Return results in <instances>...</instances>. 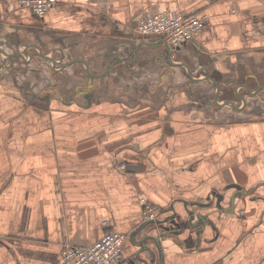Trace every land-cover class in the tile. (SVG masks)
<instances>
[{
  "label": "crops",
  "instance_id": "crops-1",
  "mask_svg": "<svg viewBox=\"0 0 264 264\" xmlns=\"http://www.w3.org/2000/svg\"><path fill=\"white\" fill-rule=\"evenodd\" d=\"M154 10L207 20L171 48L135 30ZM106 219L118 264L160 231L135 264H264V0H0V264H55Z\"/></svg>",
  "mask_w": 264,
  "mask_h": 264
},
{
  "label": "built area",
  "instance_id": "built-area-1",
  "mask_svg": "<svg viewBox=\"0 0 264 264\" xmlns=\"http://www.w3.org/2000/svg\"><path fill=\"white\" fill-rule=\"evenodd\" d=\"M19 7L28 9L42 19L56 0H16ZM205 15H186L177 10H154L141 17L136 32L144 38H159L172 48L190 42L205 27ZM143 217L146 221L157 219L161 209L140 198ZM103 228L99 240L87 246L66 245L55 264H118L121 261L127 235L101 222Z\"/></svg>",
  "mask_w": 264,
  "mask_h": 264
},
{
  "label": "water",
  "instance_id": "water-1",
  "mask_svg": "<svg viewBox=\"0 0 264 264\" xmlns=\"http://www.w3.org/2000/svg\"><path fill=\"white\" fill-rule=\"evenodd\" d=\"M169 51L170 50H165V53H166V55H168L169 54ZM234 197L235 196H232L231 197V199H230V202L234 199ZM193 205H197V206H199V207H202V206H205V205H203V204H201V203H195V204H193ZM185 212H186V214H187V216L191 213L190 211H188V209H186L185 208ZM192 215V214H191ZM191 215H189V221H190V218L192 219L193 218V216H191ZM191 216V217H190ZM171 218H173V217H171ZM196 218H198V220H201V218L203 219V218H205V217H202V215L201 216H196ZM165 222V221H164ZM163 220L161 219V220H159V219H156V220H148V221H145L140 227H139V229L137 230V232H139L140 233V231H142V229L143 230H146V227H152L151 228V230L152 231H155L154 229H156L158 226L160 227L163 223ZM167 222V221H166ZM150 230V231H151ZM168 233H163V231H160V233L158 234H156V235H152L151 233H149V234H145V235H143L142 237V240H141V242L139 243V244H137L138 245V251H136V253H135V255H134V260H133V263L132 264H135V262H136V260H137V262H139V263H144V262H146L144 259H140V257L139 256H141V255H143L144 253L146 254V255H148L149 256V258H150V262H152L153 263V259L155 258V252L158 254V256H160V254H161V243L163 242V241H165V239L168 237ZM147 241H149V242H153L154 243V246H155V250H154V252L149 248H147V247H145V244L144 243H146Z\"/></svg>",
  "mask_w": 264,
  "mask_h": 264
}]
</instances>
